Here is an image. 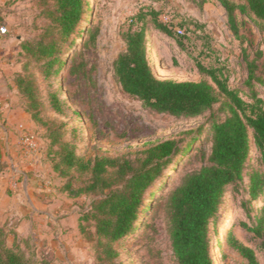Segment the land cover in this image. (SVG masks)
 Masks as SVG:
<instances>
[{"label":"rangeland","instance_id":"374dc122","mask_svg":"<svg viewBox=\"0 0 264 264\" xmlns=\"http://www.w3.org/2000/svg\"><path fill=\"white\" fill-rule=\"evenodd\" d=\"M53 5L54 0H0V19L10 26V35L0 42V84L8 83L33 121L34 126L24 129L21 135L32 133L41 145L37 153L27 154L21 149L19 136L20 156L32 158L43 149L38 159L40 172L45 176L39 174L40 179H36L39 190L35 193L54 196L55 206L75 211L76 219L91 212L92 203L101 197L93 193L75 195L86 183L84 173L70 170L69 176L61 177L55 170L60 155L56 153L58 145L51 143L53 131L74 142L76 153L85 159L128 155L135 160L152 144L176 138L185 146L198 136L167 179L158 183L161 188L155 196L146 201L136 231L112 244L117 251V264H176L167 211L158 197L170 190L187 168L199 165L195 157L198 147L205 137L211 136V123L221 121L226 113L221 102L197 117L158 113L123 91L113 62L124 50L125 32L142 25L137 15L155 10L158 19L172 31V35H167L149 27L147 33V52L150 58L156 55L151 65L158 78L206 80L214 85L212 78L200 71L201 64L216 69L230 87L239 89L250 101L247 61L259 49L264 50V23L238 14L234 29L230 12L219 0H85V21L71 35L77 38L75 44L67 52L65 49L59 60L47 63L36 59L24 45L48 37L44 33L52 22ZM91 32L94 40H89ZM20 76L31 82V99L18 90ZM255 90L264 99V87L255 83ZM251 142L245 180L239 187H226L219 213L210 225L211 254L215 247L218 249V255L212 256L214 264H247L229 242L227 233L231 228L235 238L253 248L259 264H264L261 239L240 225L245 222L255 226L262 217L264 226V191L257 199L249 193L250 174L261 169L256 146ZM61 168L66 170L64 164ZM69 181L71 185L67 187ZM63 217L64 213L51 219L36 215L34 221L31 218L35 231L27 219L22 222L23 218L15 216H9L4 226L14 230L22 222L13 247L35 264H101L97 259L94 220L77 219L62 228L58 220Z\"/></svg>","mask_w":264,"mask_h":264},{"label":"trees","instance_id":"16d2710c","mask_svg":"<svg viewBox=\"0 0 264 264\" xmlns=\"http://www.w3.org/2000/svg\"><path fill=\"white\" fill-rule=\"evenodd\" d=\"M219 1L230 12L234 29L237 28L238 14L258 24L264 23V0ZM84 6L85 0H54L52 22L44 33L48 37L26 43L24 48L36 59L46 60L47 63L59 60V55L65 53V49L67 52L76 42L77 38L71 35L85 21ZM136 18L142 25L136 29L130 27L125 32L124 50L113 62L115 77L123 91L158 113L176 117L200 116L219 102L226 113L224 119L211 123V136L205 137L198 147L195 157L199 165L187 168L177 183L158 197L163 200L167 211L176 264H214L210 225L219 213L226 187H239L245 180L251 141L256 146L261 169L250 174V197L257 199L264 191V99L255 90V83L264 87V50L259 49L255 57L247 61L248 101L239 89L230 87L227 79L220 77L216 69L201 64L200 71L210 76L214 85L206 80L158 78L147 52V33L149 27L167 35H172V31L158 19L155 10L141 11ZM94 37L91 32L89 40H94ZM18 90L31 99L30 80L20 76ZM60 135L59 132L50 133L51 143L58 145L56 153L60 155L55 170L60 172L61 177L69 176L70 170L85 174L86 183L75 195H101L92 203V211L79 219L92 218L95 222L97 259L100 263L117 264V251L112 244L136 231L144 215L146 201L155 196L161 188L157 187L158 183L167 179L168 171L176 167L198 136L192 137V141L185 146L176 138L152 144L134 160L128 155H101L85 159L76 153L74 142L60 138ZM62 164L66 170L61 168ZM70 185L69 181L67 187ZM240 225L261 239L259 246L264 251L263 218H259L255 226L245 222ZM10 234H14V230L0 226V264H35L32 258L13 247L15 243L12 246L7 243ZM227 235L233 249L241 253L247 264H259L255 250L238 241L232 228Z\"/></svg>","mask_w":264,"mask_h":264},{"label":"crops","instance_id":"0c3cea01","mask_svg":"<svg viewBox=\"0 0 264 264\" xmlns=\"http://www.w3.org/2000/svg\"><path fill=\"white\" fill-rule=\"evenodd\" d=\"M19 100L14 90L9 89L8 83L2 81L0 84V226L6 224L9 216H15L23 218L22 222L27 219L32 231H35V222H31V218L34 221V216L41 215L51 219L64 213V217L58 222L62 228H66L69 221L79 220L75 217L76 212L65 211V207L62 208L60 205L55 206L54 196L48 198L47 195L35 193L36 179H40L39 174L45 176L40 172L41 161L38 159L43 149L32 158L25 159L20 156L19 136H22L24 129H30L34 124ZM22 222L14 228V234L7 237L9 245H13L16 234L22 231L20 226ZM18 239L20 240L21 237L19 236Z\"/></svg>","mask_w":264,"mask_h":264},{"label":"built area","instance_id":"2783aa9c","mask_svg":"<svg viewBox=\"0 0 264 264\" xmlns=\"http://www.w3.org/2000/svg\"><path fill=\"white\" fill-rule=\"evenodd\" d=\"M179 34H184V31L177 29ZM10 35V26L5 20H0V42L4 41ZM22 151L25 153H37L40 150V143L37 137L32 133H26L21 138Z\"/></svg>","mask_w":264,"mask_h":264},{"label":"bare ground","instance_id":"6f19581e","mask_svg":"<svg viewBox=\"0 0 264 264\" xmlns=\"http://www.w3.org/2000/svg\"><path fill=\"white\" fill-rule=\"evenodd\" d=\"M151 61L152 60H154V59H156V55L155 54H152V56H151ZM162 71H164V69H162ZM171 168V167H170ZM172 173V168L168 171V175H170ZM218 255V249H217V247H215L214 248V250H213V254H212V256H217Z\"/></svg>","mask_w":264,"mask_h":264}]
</instances>
